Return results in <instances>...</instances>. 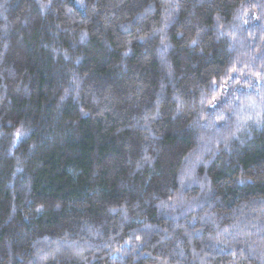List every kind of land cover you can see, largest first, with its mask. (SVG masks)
<instances>
[{"label":"trees","instance_id":"obj_1","mask_svg":"<svg viewBox=\"0 0 264 264\" xmlns=\"http://www.w3.org/2000/svg\"><path fill=\"white\" fill-rule=\"evenodd\" d=\"M0 264H264V0H0Z\"/></svg>","mask_w":264,"mask_h":264}]
</instances>
